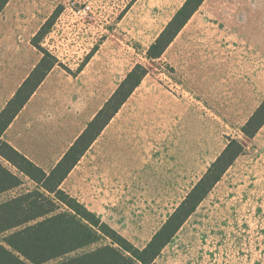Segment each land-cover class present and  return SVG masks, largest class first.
<instances>
[{"label": "rangeland", "instance_id": "obj_1", "mask_svg": "<svg viewBox=\"0 0 264 264\" xmlns=\"http://www.w3.org/2000/svg\"><path fill=\"white\" fill-rule=\"evenodd\" d=\"M185 1L28 0L25 9L46 16L63 7L42 44L74 73L97 49L86 76L96 78L101 99L137 63L149 68L82 162L78 188L106 194L105 219L143 247L235 138L245 152L159 263L264 264L256 257L264 255V126L254 138L242 132L264 100V0H204L163 56L149 61L145 50ZM135 139L140 150L118 166L116 146ZM22 177L0 201L35 189Z\"/></svg>", "mask_w": 264, "mask_h": 264}, {"label": "trees", "instance_id": "obj_2", "mask_svg": "<svg viewBox=\"0 0 264 264\" xmlns=\"http://www.w3.org/2000/svg\"><path fill=\"white\" fill-rule=\"evenodd\" d=\"M10 0H0V13ZM204 0H186L153 43L145 50L149 61L160 59ZM63 7H57L34 36L33 44L43 53L39 63L0 113V194L19 187L27 176L36 185L0 202V264H159L157 258L172 241L186 220L221 180L236 159L245 152L244 144L230 138L224 150L189 191L151 241L143 248L88 210L76 198L60 188L88 148L119 112L149 68L137 63L105 102L84 132L50 172L20 153L2 139L4 131L38 89L59 57L42 44ZM93 49L85 62L96 52ZM264 126V100L242 127L244 136L254 138ZM109 240V242H107ZM101 241L104 243L100 244ZM96 245L93 249L81 251ZM81 251V252H79ZM74 253V255H72Z\"/></svg>", "mask_w": 264, "mask_h": 264}, {"label": "crops", "instance_id": "obj_3", "mask_svg": "<svg viewBox=\"0 0 264 264\" xmlns=\"http://www.w3.org/2000/svg\"><path fill=\"white\" fill-rule=\"evenodd\" d=\"M27 2L28 0H10L0 13V113L41 60L43 53L33 44L32 40L55 11L45 16V12H38L35 8L25 9ZM38 13V23H36V21H33L32 16H37ZM34 24H36L35 27ZM95 53L75 73L71 69L64 67V65L57 64L54 66L2 135L4 141L12 145L46 173H50L56 167L117 89L112 91L105 99H101L102 95L101 92L98 93L96 78H88L86 76L87 69ZM111 121L64 179L60 188L76 198L88 210L95 213L102 221L123 235L115 225L105 219L106 214L104 212L107 209L106 194L99 190L85 189L82 191L78 188V182H81L83 176L82 162L87 152L93 148L109 127ZM130 144L133 146L132 148L129 147ZM116 147L121 157L120 160L119 156L114 159L118 166L119 162L123 164L127 161L130 154L140 150L137 139L120 141L119 147ZM142 171H145V169H142ZM67 182L73 183V186L70 187V183L65 186ZM10 191L12 190L1 193L0 199L2 198L1 196H5ZM2 201L4 200L0 202ZM155 233L149 238L148 243ZM123 236L132 242L125 235ZM132 243L139 248H143L148 244L140 247L134 242ZM167 246L158 256V263ZM256 254V257L264 258V255H261L263 253ZM256 264L260 263L256 262Z\"/></svg>", "mask_w": 264, "mask_h": 264}]
</instances>
